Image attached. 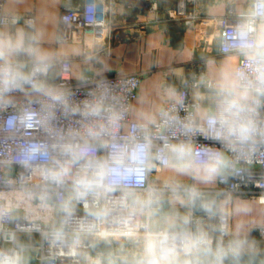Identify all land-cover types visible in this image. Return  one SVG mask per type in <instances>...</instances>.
I'll return each instance as SVG.
<instances>
[{
    "label": "built area",
    "instance_id": "2783aa9c",
    "mask_svg": "<svg viewBox=\"0 0 264 264\" xmlns=\"http://www.w3.org/2000/svg\"><path fill=\"white\" fill-rule=\"evenodd\" d=\"M149 1L157 10L158 0ZM172 1L170 19L188 25L198 19L196 0ZM227 1L218 18L221 52L241 55L236 76L254 95H218L204 120L191 91L216 86L204 59L192 63L193 77L179 95L146 122L132 119L142 73L85 74L75 81L72 56L33 58L29 69L23 60H0V261L26 264L29 246L19 242L24 234L41 237L38 264H107L112 253L134 264H207L215 255L264 248V223L249 238H235L230 215L206 207L191 208L182 231L156 230L150 221L171 191L153 180L174 156H188L191 167L225 163L213 189L221 195L264 198V46L258 40L264 0H249L252 10L245 12L237 11V0ZM6 2L0 0V33L19 22L6 13ZM111 7V0L64 6L61 39L108 43L116 31ZM24 20L31 25L34 17ZM141 147L143 163L132 166L131 175L112 171L118 153L126 166ZM132 197L147 199L148 206Z\"/></svg>",
    "mask_w": 264,
    "mask_h": 264
},
{
    "label": "crops",
    "instance_id": "0c3cea01",
    "mask_svg": "<svg viewBox=\"0 0 264 264\" xmlns=\"http://www.w3.org/2000/svg\"><path fill=\"white\" fill-rule=\"evenodd\" d=\"M82 0H7L5 11L17 16L19 22L2 28L0 33V60H23L26 69L33 58L50 59L72 56L73 78L80 80L85 74L142 73L143 82L132 106V119L152 121L170 97H177L180 87L193 77L192 63L206 61V75L216 83L214 88L191 89L201 102L197 110L204 120L214 110L215 98L228 92L235 98H249L252 91L240 88L236 76L240 54L221 52L222 28L218 18L228 8L227 0H196L193 10L198 19L191 25L170 19L172 0H158V9H150L149 0H111L112 21L116 27L108 43L91 41L87 44L61 39V13L64 6H73ZM238 12L252 10L249 0H237ZM33 16V24L25 22ZM259 43L264 46V22L260 24ZM264 51V50H263ZM187 157H173L154 178L153 183L168 187L170 193L163 198L160 208L154 209L150 221L156 230L182 231L189 225L191 208L205 207L213 213L227 212L232 218L235 238H249L254 226L264 223V198L249 194L232 197L214 191L226 164H196L191 167ZM206 189L202 195L189 191ZM133 202L147 207V199L134 198ZM212 222L217 224L213 217ZM40 235L24 234L19 242L29 246L26 264H38L36 259ZM103 247L110 251V244ZM256 246L242 248L243 253L260 251ZM109 264H134L133 259L112 253Z\"/></svg>",
    "mask_w": 264,
    "mask_h": 264
},
{
    "label": "clouds",
    "instance_id": "9594fccd",
    "mask_svg": "<svg viewBox=\"0 0 264 264\" xmlns=\"http://www.w3.org/2000/svg\"><path fill=\"white\" fill-rule=\"evenodd\" d=\"M143 148L141 147L139 149V151L137 152V154L135 156H130L129 160H128V165H124V160L123 157L120 153H118L114 159H113V163L115 165H117L116 168H113L112 171L116 174V175H131L133 172V167L135 165H139L143 163ZM124 166V171L123 173L120 172V167ZM0 264H9V262H5V261H0Z\"/></svg>",
    "mask_w": 264,
    "mask_h": 264
},
{
    "label": "water",
    "instance_id": "95a60500",
    "mask_svg": "<svg viewBox=\"0 0 264 264\" xmlns=\"http://www.w3.org/2000/svg\"><path fill=\"white\" fill-rule=\"evenodd\" d=\"M218 264H264V250L249 253L237 252L231 259Z\"/></svg>",
    "mask_w": 264,
    "mask_h": 264
},
{
    "label": "rangeland",
    "instance_id": "374dc122",
    "mask_svg": "<svg viewBox=\"0 0 264 264\" xmlns=\"http://www.w3.org/2000/svg\"><path fill=\"white\" fill-rule=\"evenodd\" d=\"M131 200H134V197H132V199ZM1 237V236H0ZM261 248V250L260 251H262V250H264V248H263V246H256V248ZM234 255L232 254V255H229V256H225V257H219V256H214V257H212L208 262H207V264H218V263H221V262H224V261H226V260H229V259H231L232 257H233ZM107 261V260H106ZM107 263V262H106ZM107 264H109V263H107Z\"/></svg>",
    "mask_w": 264,
    "mask_h": 264
}]
</instances>
